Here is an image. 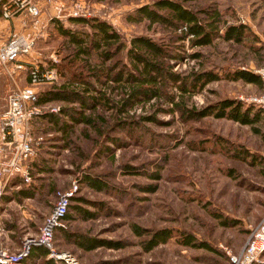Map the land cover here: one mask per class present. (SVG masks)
I'll use <instances>...</instances> for the list:
<instances>
[{"label":"rangeland","instance_id":"374dc122","mask_svg":"<svg viewBox=\"0 0 264 264\" xmlns=\"http://www.w3.org/2000/svg\"><path fill=\"white\" fill-rule=\"evenodd\" d=\"M2 1L8 4L13 0ZM52 1L63 4L65 10L61 19L53 16L47 0L38 2L41 11L38 22L37 18L24 12L9 20L0 17V44L13 36L35 37L29 55L18 60L21 69H15L11 63L0 64V112L12 89L28 85L29 67H47L50 62L64 60L70 46L57 35L52 25L55 20L65 27L80 28L79 24L68 21L70 6L75 3L81 6L79 14L110 23L125 46L130 37L136 35L148 36L159 43H167L165 41L172 35L158 24L126 19L136 7L150 4L153 0ZM181 2L197 10L200 17L204 16L203 11H216L220 27L244 24L247 36L239 43L215 39L211 45L194 48L189 47L184 38L179 41L183 49L181 59L169 61L172 71L188 73L199 69L203 63L204 68L219 73L236 67L255 72L263 65L264 0ZM194 51L201 52L203 59L188 57ZM89 61L90 65L96 63L95 59ZM88 78L97 89L108 93L109 82L101 84ZM18 82L27 84L18 86ZM49 85L45 83L37 87L43 89ZM167 90L177 100L176 89L169 86ZM113 91L114 94L121 92L119 88ZM259 94L261 87L256 84L221 79L208 83L199 93L183 99L185 106L199 108L221 98L248 103V99ZM46 104L59 108L63 105L58 102ZM170 108L168 102L155 100L137 104L126 114H114L113 108H100L101 122L90 110H85L93 119L94 126L72 124L65 135L46 129L41 121L45 113L38 115L31 123L33 136L40 137V140L35 139L39 140L38 148L33 159L25 164L40 155L46 157L49 171L44 172V178L51 184L45 189L41 201H28L27 209L20 208L24 215L29 216L21 214L12 202L0 209V227L13 230V233H7L6 240L0 235V246L14 250L25 233L35 235L52 209L56 192L77 181L75 195L88 201L81 206L96 214L86 220L77 217L62 220L58 227L118 242L121 246L83 250L54 234V249L58 253L70 254L75 260V263H67L64 259H57L55 264H230L229 256L240 251L252 228L264 216V117L263 124L255 125L261 130L256 133L250 125L224 118L206 116L185 121L176 109L170 111ZM145 116L153 118L144 119ZM235 152L239 156H235ZM82 172L103 179L107 188L95 191L84 185L79 180ZM155 172L157 179L148 176ZM45 183L47 187L48 182ZM147 185L154 186V190L145 191L144 186ZM133 225L148 231L167 228L171 237L145 251L141 244L148 234L135 235ZM185 234L192 235L196 242L206 243L209 248L180 244ZM257 264H264V255Z\"/></svg>","mask_w":264,"mask_h":264},{"label":"trees","instance_id":"16d2710c","mask_svg":"<svg viewBox=\"0 0 264 264\" xmlns=\"http://www.w3.org/2000/svg\"><path fill=\"white\" fill-rule=\"evenodd\" d=\"M202 13L204 16L200 17L197 10L185 6L181 0H153L150 4H142L136 7L132 14H128L126 19L158 24L172 32V35L165 41L167 43H159L145 35H136L130 37L127 46L121 41L118 32L105 20L95 17H68L70 23L79 24L80 28L65 27L61 22L54 20L53 29L57 35L64 38L66 44L70 46V51L63 57V61H49L47 67L54 69L58 78L55 82H50L49 86L37 91V105L48 102L63 104L58 113L46 112L41 116L45 128L65 135L69 133V128L77 123L94 126L93 119L85 113V110H90L96 116L95 119L101 122L103 115L98 112L100 108L102 110L113 108L114 114H126L137 104L155 100V102H168L171 105L169 110L176 109L185 121L212 116L250 125L256 133H260L261 130L255 125L263 124L264 116L261 109L253 103H246L240 99L221 98L199 108H189L184 105L183 97L199 93L212 81L241 80L261 87L260 76L248 68L236 67L219 73L204 68L201 63L199 69L190 70L188 73L172 71L169 61L178 62L181 59L183 49L179 41L184 38L188 46L194 48L211 45L215 39L239 43L247 36L244 24L220 27L219 14L216 11ZM122 49H124L123 54L117 58ZM188 57L203 59L199 51L190 53ZM90 59H95L96 63L90 65ZM110 60L113 61L106 63ZM88 77L101 84L109 82L111 85L108 86V93L97 89ZM169 86L178 92L177 100L174 98L175 95L166 91ZM118 88L121 92L114 94L113 90ZM157 110H160L159 107ZM62 116H65L67 121L63 120ZM32 134L34 135V132ZM234 155L239 156L237 152ZM86 173L88 172H82L83 176L79 177L81 183L95 191L107 188L103 179ZM148 176L153 179L158 178L156 172ZM154 188L152 185L144 186L145 191H152ZM86 202L88 201L82 197L73 196L62 220L76 217L84 220L93 218L96 213L81 206ZM132 231L137 236L148 234V238L141 244L145 251L164 243L171 237L167 228L148 231L146 228L133 225ZM54 234L83 250H92L99 246L108 248L121 246L118 242L85 236L60 227L54 229L53 237ZM180 244L209 248L204 242H196L189 234H185L180 239ZM46 255V248L34 246L20 264H37V261L41 264H55L54 260L47 259Z\"/></svg>","mask_w":264,"mask_h":264},{"label":"built area","instance_id":"2783aa9c","mask_svg":"<svg viewBox=\"0 0 264 264\" xmlns=\"http://www.w3.org/2000/svg\"><path fill=\"white\" fill-rule=\"evenodd\" d=\"M41 0H13L11 3L0 0V16L2 19H10L19 14L26 13L33 18L40 14ZM48 4L52 5V0ZM48 5V7H49ZM69 17H84L87 14H79L80 5L75 3L70 6ZM63 4H53L52 13L55 18L63 16ZM65 16V15H64ZM35 37L13 36L0 44V64L11 63L19 70L22 65L18 63L20 57L29 55L34 46ZM255 72L261 78V94L248 99L249 103L259 107L264 116V62ZM56 72L49 67H29L27 78L28 85L14 88L8 94L6 105L0 112V195L4 184L15 174H20L25 181L28 180V172L25 162L36 155L40 137L35 138L31 131L30 122L33 118L46 112H58L57 105L36 104L37 86L50 83L56 79ZM35 139H39L36 141ZM78 189L77 181H72L66 189L56 192L55 201L51 211L44 218L38 232L33 235L25 233L21 243L14 250L0 247V264H19L30 253L34 246H42L47 249V258L52 260L64 259L67 263H75L68 253H58L53 247V231L61 225L70 199L75 196ZM264 255V216L258 224L252 228L247 241L240 251L229 256L230 264H257Z\"/></svg>","mask_w":264,"mask_h":264},{"label":"crops","instance_id":"0c3cea01","mask_svg":"<svg viewBox=\"0 0 264 264\" xmlns=\"http://www.w3.org/2000/svg\"><path fill=\"white\" fill-rule=\"evenodd\" d=\"M53 2H54L53 4L60 3L57 1H53ZM52 5H49L48 7V9L51 12H52ZM3 20H9V19H3ZM27 79L28 78L26 77V81ZM27 82H22V83L18 82L17 85L23 86L27 84ZM38 90L39 88L37 89V91ZM1 92L2 91L0 89V94ZM58 103H61V102H58ZM34 119H36V117L33 118L32 121ZM32 121L30 122V126H31ZM41 156L43 155H40L37 159L30 161L26 165L27 166L26 169L28 172L27 181H25L20 174H15L4 184L2 193L0 195V209L4 208L6 205L12 202L13 205L17 207L19 212L24 215V213L22 212L23 210H21L20 208L21 207L26 208V205H27L26 202L32 201V202L38 203L39 201L42 200V197L45 194V189L48 188L49 184L51 183H49V181H47L44 178V172H48L49 168L46 166V162H45L46 157L44 158ZM45 182H48L47 187H46ZM24 216H29V214L24 215ZM27 218L29 219L30 217H27ZM7 233H13V230L11 229V227L10 228L9 227L5 228L4 226L0 227V235H2L5 238V240L7 239Z\"/></svg>","mask_w":264,"mask_h":264}]
</instances>
